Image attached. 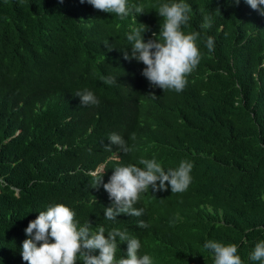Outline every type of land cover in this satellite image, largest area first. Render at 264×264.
Segmentation results:
<instances>
[{
  "label": "trees",
  "instance_id": "obj_1",
  "mask_svg": "<svg viewBox=\"0 0 264 264\" xmlns=\"http://www.w3.org/2000/svg\"><path fill=\"white\" fill-rule=\"evenodd\" d=\"M173 2L128 0L144 13L121 19L80 0H0V264H26L25 229L55 204L78 226L126 231L153 264H214L208 240L261 264L250 255L264 241V15L245 0H183L191 12L182 30L200 33L201 60L183 91H163L124 54L142 25L145 42L160 39L158 8ZM85 89L98 104H81ZM113 133L132 151L111 145ZM153 158L165 171L192 163L187 190L149 188L134 205L143 215L106 219L113 201L94 188L98 177L107 183L115 167ZM117 243V260L126 258L127 242Z\"/></svg>",
  "mask_w": 264,
  "mask_h": 264
},
{
  "label": "clouds",
  "instance_id": "obj_2",
  "mask_svg": "<svg viewBox=\"0 0 264 264\" xmlns=\"http://www.w3.org/2000/svg\"><path fill=\"white\" fill-rule=\"evenodd\" d=\"M63 2V0H61ZM240 0H235L239 4ZM255 11L264 15V0H245ZM81 4L87 3L95 10L115 14L123 19L128 17L134 10L137 14H143V5H128V0H80ZM191 7L183 0L180 2L163 3L158 8V15L163 18V24L159 33L160 39L145 42L144 33L147 26L142 25L127 35L128 41L132 42L131 56L125 52L124 59H134L145 67L142 76L150 85L165 90L181 92L185 89L190 75L199 65L201 53L196 41L200 37L199 32L185 34L182 27L189 22ZM202 28L211 27V18L204 16ZM209 52L214 51V40L208 37L205 43ZM103 82L108 85L115 84L112 77H103ZM81 104H98L96 96L85 89L77 92ZM154 96V95H153ZM131 139H135L133 133ZM111 145L119 146L124 153L132 149L126 146V141L118 134L109 136ZM106 149L111 151L110 146ZM114 152L109 158H117ZM143 167L133 164L114 168L113 174L107 183L103 182V174L97 181L96 187L101 185L108 193L113 205L105 209V218L116 220L121 214L134 217L143 215V209H136L134 205L139 201L140 195L149 190L167 191L170 186L172 193H182L187 190L191 183L192 163L181 161L178 168L168 169L161 166L156 159H141ZM102 165H98L90 173L102 171ZM75 212L64 204L48 206L46 211H40L38 217L30 221L25 234L28 237L22 243V259L26 264H76L78 257H83L84 264H153L152 258L145 254L139 255L141 243L137 238H130L126 231L113 229L105 235V228L99 227L96 231L91 230V223L78 226ZM139 227H147L140 221ZM117 237L120 241L127 242L126 258L117 260L118 250ZM204 248L214 253V264H242L236 244H223L214 240H208ZM98 251V255H95ZM252 261L264 264V241L255 245L250 255Z\"/></svg>",
  "mask_w": 264,
  "mask_h": 264
}]
</instances>
